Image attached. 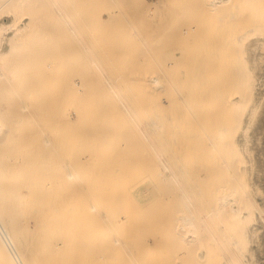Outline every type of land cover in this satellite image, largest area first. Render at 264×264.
<instances>
[{"label":"rangeland","instance_id":"rangeland-1","mask_svg":"<svg viewBox=\"0 0 264 264\" xmlns=\"http://www.w3.org/2000/svg\"><path fill=\"white\" fill-rule=\"evenodd\" d=\"M58 1L62 16L50 0H24L28 26L2 41L15 92L0 85V157L16 150L36 167L21 182L37 260L226 264L218 239L183 248L164 226L183 193L207 211L226 184L243 190L245 166L264 177V43L247 59L236 46L264 39V0L215 11L204 0ZM151 119L167 128L152 132ZM252 195L264 215V189ZM246 254L264 264L262 251Z\"/></svg>","mask_w":264,"mask_h":264},{"label":"bare ground","instance_id":"bare-ground-1","mask_svg":"<svg viewBox=\"0 0 264 264\" xmlns=\"http://www.w3.org/2000/svg\"><path fill=\"white\" fill-rule=\"evenodd\" d=\"M23 1L0 0V85H9L14 92L15 87L11 76L14 71L6 69L9 60L6 58V51L2 49V41L14 43L17 32L28 26L29 21H26ZM228 2L229 0H204V3L212 11L218 10L219 6ZM58 3V0H50L54 11L58 16H62L64 12ZM10 30L12 32L8 34ZM4 36L7 38L4 39ZM257 42L264 43V39L252 41L245 37L237 38L236 46L238 51L244 55V59L249 57V51ZM151 82L158 85L157 79H152ZM107 84L109 89L116 93L115 85ZM252 97L254 98L255 95ZM235 104L238 110L242 108L236 100ZM22 109L27 110V107L23 106ZM241 121L244 123L245 119ZM150 126L152 132L167 128L165 119H151ZM2 131L3 128L0 126V134ZM40 132L43 135L40 146L45 150L50 149L52 144L48 135L43 129ZM166 137L169 142L175 141V133L170 135L166 133ZM154 138L157 137L153 136L152 140ZM263 139L264 136H261V139L258 137V141ZM152 145L155 143L152 142ZM241 145L245 146V143L242 142ZM155 152L156 155H161L157 151ZM8 155H13V158L0 157V264H40L30 247V242L34 239H24L28 228V224H26L28 215L24 209L28 201L30 203V199L27 192L23 191V185L26 186V184L24 181L21 182L23 173L33 174L36 167L32 162H22L18 159L16 150L9 152ZM247 169L248 167L245 166L241 170V176H245L241 183L243 190L241 188L239 190L232 189L229 184H226L225 192L213 200V205L207 211L195 209L193 202L183 193L173 222L164 226L167 238L179 239L183 248H187L194 242L198 243L199 239H218L223 244L228 256L226 264H247V261L250 260L246 254L248 251L253 252L254 255L259 251L264 254L263 242L258 240L264 239V215H261L260 208L253 207L256 199L252 195L256 188L264 189V177H255L254 168H251L249 175L246 176ZM67 177L74 178L71 172L67 174ZM90 208L93 210L94 206L91 205ZM257 240L260 243L259 246ZM113 243L121 244L118 239H113ZM252 243L255 244L253 247ZM82 244V240H76V247L79 250L82 248ZM50 248V240L46 239L41 252L49 253ZM58 263L67 264L66 256H60Z\"/></svg>","mask_w":264,"mask_h":264}]
</instances>
